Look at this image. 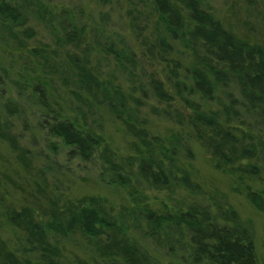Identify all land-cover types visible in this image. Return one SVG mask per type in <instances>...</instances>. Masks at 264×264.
Wrapping results in <instances>:
<instances>
[{
  "label": "rangeland",
  "instance_id": "1",
  "mask_svg": "<svg viewBox=\"0 0 264 264\" xmlns=\"http://www.w3.org/2000/svg\"><path fill=\"white\" fill-rule=\"evenodd\" d=\"M1 1L26 7L22 0ZM38 1L48 11L45 18L32 5L22 14L21 27L5 24L4 28L0 22V128L12 142L0 139V242L13 255L11 264L32 262L38 245L58 252L61 264H129L125 258L106 253L111 249L112 233L108 238L91 239L78 230H62L63 219L77 211L72 206H87L113 218L117 242L127 241L141 255L140 262L130 264H193V243L187 234L173 231L157 237L144 218L145 207L170 210L183 199L202 205L221 227H233L225 219L233 214L251 235L256 263L264 264V213L237 191L235 178L214 166L210 154L188 136V126L177 123L178 114L185 111L183 105L161 103L151 86L154 79L171 90L167 78L175 67L186 73L201 60L212 58L205 45L200 41L190 40V45L169 41L163 57H150L148 50L156 49L159 43L155 41L156 17L150 10L153 0ZM198 2L224 29L264 48V0ZM183 14L188 24V14ZM158 29L163 33L160 26ZM77 34L82 38L78 48L68 45L67 38ZM118 55L123 60L118 61ZM70 58L82 60L100 82L123 93L126 112H118V117L116 108L106 103L97 106L91 96L78 89L67 70ZM213 86V98L203 101L201 104L207 106L203 107L215 111L223 104L230 109L231 125L241 131L238 139H247L244 134L254 139L261 136L264 141L258 110H250L239 84L230 79L225 85ZM101 97L96 95L98 101ZM82 112L105 142L98 144L87 161L75 148L50 134L53 124L62 120L81 131L90 130L83 125ZM145 132L166 141L171 136L181 140L175 165L189 175L197 187L194 193L177 190L170 195L141 181L127 186L113 183L116 176L105 164V151L120 158L133 155L137 136ZM249 144L246 140L243 143ZM137 166H132L134 174ZM245 185L254 192L264 190V165L259 178L245 180ZM13 216H23L39 229L43 227L42 240L32 243L28 226H13ZM228 231L235 235V230Z\"/></svg>",
  "mask_w": 264,
  "mask_h": 264
},
{
  "label": "trees",
  "instance_id": "2",
  "mask_svg": "<svg viewBox=\"0 0 264 264\" xmlns=\"http://www.w3.org/2000/svg\"><path fill=\"white\" fill-rule=\"evenodd\" d=\"M22 1L26 7H13L0 0V22L3 27L5 24L15 29L21 27L22 14L26 13V10L29 11L32 5L42 19L47 16L48 11L41 2ZM151 3L153 7L150 10L153 17H156L155 41L159 43L156 49L148 50L150 57H163L164 50L170 48L169 41L190 45V40L202 42L208 56L212 57L201 60L186 73L175 67L171 71L172 75L167 78L172 86L169 91L165 89L164 84L152 79L153 93L161 103L174 102L180 107L183 105L185 111L178 114L177 123L188 126V136L210 154L214 166L235 178L237 191L245 194L257 211L264 213V190L254 192L250 186L245 185V180L254 181L261 174L264 165L263 138L260 136L254 139L242 133L247 137L245 140L248 144V140L251 141L249 145H243L245 140L237 138V134H241V131L231 125L230 109L220 104L219 108L213 111L204 108L206 104H201L203 101L212 100L213 83L225 85L233 79L239 84L240 94L250 110H258L261 126L264 128V48L250 45L224 29L211 15L200 9L198 0H153ZM40 5L42 9H39ZM184 11L188 14V24ZM158 26L162 28L163 33L159 32ZM79 36L80 34L68 37V45L74 44L75 48H78L77 45L82 43V38ZM116 59L121 61L123 56L118 55ZM69 62L67 70L72 74L75 85L91 96L97 106L99 103H106L112 109L116 108L114 113L118 117V112H126V97L123 93L111 89L105 82H100L82 60L70 58ZM1 82L0 76V85ZM97 94H102L100 102L96 98ZM84 114L85 112L81 113ZM83 123L90 127V130L81 131L73 123L62 120L53 124L50 134L60 138L65 146L75 148L78 156L87 161L93 156L98 144L105 142L101 136L94 133L92 125H88L85 115ZM136 136L133 134V137ZM0 139H5L12 145L2 128H0ZM137 140V146L133 144L135 151L133 155L120 158L114 152L105 151V164L109 172L116 176L113 183L127 186L141 181L140 183L154 190H164L170 195H174L177 190L192 193L197 189L189 175L175 165L176 148L181 141L177 136H171L166 141L159 137H149L145 132L140 133ZM247 161L249 163L244 165L243 163ZM134 163H138L136 174L133 173L132 168ZM188 198L186 200L189 202ZM72 207L77 211L63 219L61 226L64 232L78 230L91 239L108 238V234L112 233L111 249L106 253L118 256V259L125 258L129 264L140 262L141 255L133 245L127 241L117 242L115 238L117 234L114 233L116 224L113 218L103 216L97 209H90L87 206ZM144 218L149 225V231L157 237L160 233L166 237L173 231L187 234L193 243L191 255L193 264H257L251 235L233 214L225 217L233 227L227 228L225 224L221 227L202 205L189 204L183 199L181 202L177 200L170 210L166 208L159 212L145 207ZM10 221L16 227L27 225L32 243L42 240L41 231L42 229L43 233L45 231L43 227L39 229L33 222H27L23 216H13ZM56 227L59 229L58 224ZM47 228L48 231H52L51 226ZM228 230H235V235ZM36 248V259L26 262L27 264H61L58 252H52L41 245ZM11 258L14 261L13 255L6 251L0 242V264H11Z\"/></svg>",
  "mask_w": 264,
  "mask_h": 264
}]
</instances>
